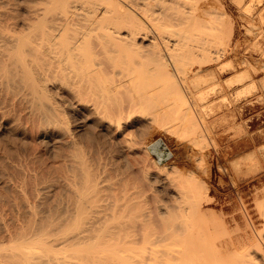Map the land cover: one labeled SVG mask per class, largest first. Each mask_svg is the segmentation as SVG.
I'll return each instance as SVG.
<instances>
[{
    "label": "bare ground",
    "instance_id": "obj_1",
    "mask_svg": "<svg viewBox=\"0 0 264 264\" xmlns=\"http://www.w3.org/2000/svg\"><path fill=\"white\" fill-rule=\"evenodd\" d=\"M139 1L39 0L38 6L29 8L30 17L21 20L2 18L3 7L0 10V131L20 129L23 124L16 121L13 112L24 106L33 115L30 123L36 124L37 117L39 138L64 162L58 180L65 177L63 187L51 195L52 188L46 184L30 190V176L24 173L27 175L18 187L24 195L25 209L20 206V212L16 206L19 215L9 221H3L6 217L0 215V264H264V226L255 225L248 209H244L243 226L238 224L232 230L225 225L217 238L210 229L204 232L191 225L193 219L204 221L219 216L206 208L212 198L208 186L200 181L189 180L193 183L188 188L182 186L187 185L182 181L179 187L170 189L173 203L169 200L156 204L158 227L153 225L151 232L146 228L154 213L142 215L149 216L146 221L142 217L143 227L140 221L141 227L135 225L134 219L129 222L135 226L128 224L129 229L120 227L122 221L117 223L119 226L112 225L116 227L109 225L118 217L121 205L113 204L110 210L103 207L106 204L101 202V192L108 189H102L101 184L106 171L103 166V172L98 171L99 162L95 169V161L94 165L90 163L91 156L80 143L91 141L100 150L117 135L123 133L125 140L129 118L154 121L158 113H166L167 105L153 103L160 100V95L180 92L174 78L181 77L178 71L187 61L202 63L226 55L225 51L212 49L213 41L225 37V29L207 21L203 7L182 11L176 3L171 4L172 0L140 1L145 6ZM167 8L179 10L173 16ZM252 87L238 90L237 97ZM61 101L71 113L82 115L81 124L71 127V122H66L59 110ZM192 123L194 128L200 125L194 120ZM3 171L0 181L4 179ZM49 195L52 202L45 200ZM262 204L258 203L264 219Z\"/></svg>",
    "mask_w": 264,
    "mask_h": 264
},
{
    "label": "rangeland",
    "instance_id": "obj_2",
    "mask_svg": "<svg viewBox=\"0 0 264 264\" xmlns=\"http://www.w3.org/2000/svg\"><path fill=\"white\" fill-rule=\"evenodd\" d=\"M140 1L144 2V0ZM140 1L139 3L145 6ZM167 1L169 2V0ZM37 2L39 0H0V10L3 7V12L6 13H3L2 18H12V20L29 18V8H32L31 5ZM145 2L147 3V0ZM170 2L171 4L172 2L176 3V8L179 6L180 10L203 7L207 21L225 29V37L213 41L212 49L219 52L225 51L226 55H221L218 60L207 58L202 63L187 61L180 68L183 69L185 75L182 71H178L181 77L177 75L174 78L180 84V92L167 94L168 97L160 95L157 97H160V100L152 102L157 104L156 106L158 104L167 105L166 113H160V115L158 113V116L154 117V121L141 117L138 120L129 118L127 129H124L128 131V134L125 133L127 134L125 140L122 133L116 138H112L108 145L100 146V150L91 141L86 140L84 143H80L81 146L83 145V151L85 150L84 152L91 156L89 157L90 163L92 165L96 163L95 169L100 163L98 171L103 172L104 169L106 171L102 173L105 176L103 179L106 186L101 184V188L108 190L101 192L105 195L100 197L104 202L98 199L106 206L101 205L100 202L97 203L100 204L99 207L108 206V210L113 207L111 205L119 203L117 205H121V208H117L118 213L115 215L120 218L114 217L115 220L111 219L113 222L108 224L110 226L114 223L117 225L122 221L127 226L121 224L120 227L123 226L126 229H129L128 224L134 225L131 223L133 219L135 225L137 223L143 227L142 221H146L149 216L143 217L142 215H147V212L148 214L154 213L148 218L150 220V222L148 221L149 227L144 225L145 228L147 227L146 230L151 232L155 228L154 226L158 227L155 222V211L158 207L156 204L166 203L169 200L173 203L170 189L179 187L182 181L183 184L187 183V185H182L184 187L189 186L190 182L200 181V184L202 182L208 186L209 195L212 198V204H206V208L213 209L221 217L215 216L213 219L204 221L193 219L190 223L194 228L203 229L204 232L210 229L214 238H217L225 225H228L232 230L236 226L238 227V224L243 226L244 217L242 216L247 209L253 216L255 225L263 228L264 219L260 215L262 209H259L258 203H264V0H172ZM36 6L38 5L36 4ZM147 6L151 7L152 5ZM157 6L156 10L160 9ZM152 7L155 8V5ZM173 8H170L171 10L167 8L169 14L173 12V15L179 10ZM159 16L161 18L162 15L159 13ZM230 24H232L231 32H229ZM182 74L185 77H182ZM180 78L183 81H179ZM249 85H253L250 91L237 97L238 90ZM23 108L24 106H20L15 109L16 111L14 110L15 113L13 112L16 121L23 124L19 127L20 129L18 131H0V170H4V179L0 181V210L3 209L0 215L6 217L3 221L15 218L14 215L17 217L19 215V212L16 213L17 208L19 211L21 207L25 209L24 198H22L24 195L18 187L25 175L30 176L29 187L32 191L36 185L46 184L52 188L49 190L51 195H54L53 193L58 192L64 185L62 183L65 177L58 180L60 165L64 162L58 155L56 158V154L48 149L46 143L39 138L37 134L39 126H36L38 125L37 117L35 116L36 124L30 123L33 115L28 114ZM59 110H62V116L66 122H71V127L82 123V115L71 113L63 101H61ZM150 110L145 111L150 112ZM20 112L25 114L21 115ZM148 114L150 113H147V116ZM151 115L153 116L152 113ZM18 118L19 120H17ZM193 120L198 122V125L200 124L198 128L191 126ZM30 124H33L32 127ZM31 132L33 133L31 134ZM126 140H129V143ZM90 145L91 150L89 149ZM96 157L99 159L97 160ZM102 166L104 169H101ZM63 167L65 168V165ZM37 175L38 177H35ZM192 175L194 178L191 177ZM191 179L193 181H189ZM170 181L175 184L179 182L178 186L171 184ZM169 183L173 187H170ZM262 190L263 192L260 193ZM258 192L262 195H257ZM51 195L45 198L47 202H52ZM203 201L206 203L205 199ZM136 203H138L137 206H135ZM123 204L130 206L126 205L125 208ZM262 206L264 207V204ZM22 209L20 212H23ZM104 210L108 216L109 211L106 208ZM109 217L112 218L110 215ZM151 218L154 219H152L153 222H151ZM139 221L142 223L141 225L138 224ZM131 226L129 225L130 228H132ZM143 231L145 232V230Z\"/></svg>",
    "mask_w": 264,
    "mask_h": 264
}]
</instances>
